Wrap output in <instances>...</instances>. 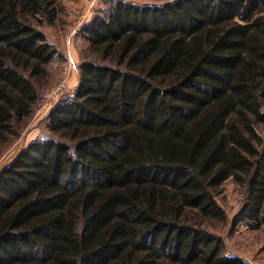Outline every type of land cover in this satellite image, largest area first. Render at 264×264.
Masks as SVG:
<instances>
[{
	"label": "trees",
	"instance_id": "obj_1",
	"mask_svg": "<svg viewBox=\"0 0 264 264\" xmlns=\"http://www.w3.org/2000/svg\"><path fill=\"white\" fill-rule=\"evenodd\" d=\"M60 0H0V154L59 57ZM111 2L82 27L93 59L49 137L0 171V264H244L201 222L242 190L264 226V0Z\"/></svg>",
	"mask_w": 264,
	"mask_h": 264
},
{
	"label": "rangeland",
	"instance_id": "obj_2",
	"mask_svg": "<svg viewBox=\"0 0 264 264\" xmlns=\"http://www.w3.org/2000/svg\"><path fill=\"white\" fill-rule=\"evenodd\" d=\"M122 1L135 5L161 4L156 0H60L56 21L44 26L50 43L58 50L59 57L47 68L44 80L35 84L39 99L28 119L14 125L15 135L10 145L0 154V171L31 142L47 138V117L50 110L73 94L79 81V66L93 59L82 34V27L94 17L102 16L111 2ZM260 130H264L260 128ZM242 190L231 180L226 181L216 194L217 203L225 210V223L201 222L206 231L223 241V255L236 256L244 264H264V226L251 230L246 224H233V217L240 208Z\"/></svg>",
	"mask_w": 264,
	"mask_h": 264
}]
</instances>
